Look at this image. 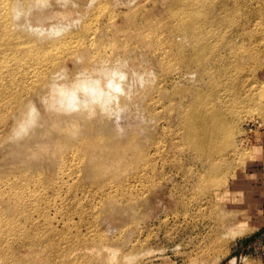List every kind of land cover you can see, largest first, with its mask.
<instances>
[{"label":"rangeland","instance_id":"rangeland-1","mask_svg":"<svg viewBox=\"0 0 264 264\" xmlns=\"http://www.w3.org/2000/svg\"><path fill=\"white\" fill-rule=\"evenodd\" d=\"M6 1L0 264H264V0Z\"/></svg>","mask_w":264,"mask_h":264},{"label":"bare ground","instance_id":"bare-ground-1","mask_svg":"<svg viewBox=\"0 0 264 264\" xmlns=\"http://www.w3.org/2000/svg\"><path fill=\"white\" fill-rule=\"evenodd\" d=\"M192 2L190 0H187V2H184V0H175L174 3H176L178 7V13H181L183 15V23L182 26L176 27L178 30L177 33L179 34H185L190 31V29L193 28V23L196 20H199V23L203 22H208L209 19L206 18V16L200 17L201 10L203 6L208 4H213V0H204L202 2H198L195 0V4L192 7H188L189 3ZM185 6V8H184ZM7 7V1L6 0H0V53H8L12 50V46L15 45V40L19 39L17 31V26H15L12 21H10L11 15L8 14V9ZM16 31V32H15ZM196 44L198 47L203 48L204 45L206 44V40L204 38H199L196 36L194 38ZM185 63V59L182 61ZM71 99L73 97L72 94L65 93ZM200 112L195 113L192 121L190 122L189 125V136L194 135V139L196 138V143L199 145L201 141H203L205 144L204 145H210V139H211V133L202 127V123L204 120H201L199 118ZM200 146V145H199ZM202 146V145H201ZM207 147V146H206ZM205 149V147H204Z\"/></svg>","mask_w":264,"mask_h":264}]
</instances>
